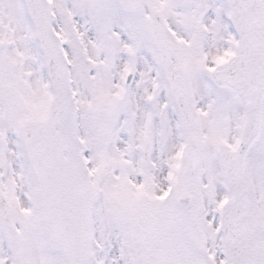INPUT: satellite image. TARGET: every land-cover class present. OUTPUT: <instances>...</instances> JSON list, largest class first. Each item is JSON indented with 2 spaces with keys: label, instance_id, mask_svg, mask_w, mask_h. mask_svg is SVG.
<instances>
[{
  "label": "snow or ice",
  "instance_id": "6c2138e0",
  "mask_svg": "<svg viewBox=\"0 0 264 264\" xmlns=\"http://www.w3.org/2000/svg\"><path fill=\"white\" fill-rule=\"evenodd\" d=\"M0 264H264V0H0Z\"/></svg>",
  "mask_w": 264,
  "mask_h": 264
}]
</instances>
